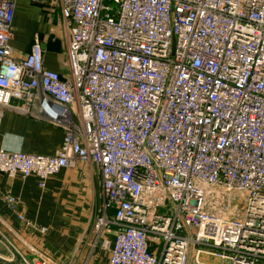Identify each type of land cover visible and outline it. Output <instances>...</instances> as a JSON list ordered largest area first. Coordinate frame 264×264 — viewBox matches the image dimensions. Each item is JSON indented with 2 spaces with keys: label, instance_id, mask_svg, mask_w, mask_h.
Here are the masks:
<instances>
[{
  "label": "built area",
  "instance_id": "obj_1",
  "mask_svg": "<svg viewBox=\"0 0 264 264\" xmlns=\"http://www.w3.org/2000/svg\"><path fill=\"white\" fill-rule=\"evenodd\" d=\"M18 1L0 0V132L4 106L38 102L64 147L0 148V173L44 188L95 165L92 250L109 264H264V0H60L67 76L39 38L15 55ZM2 199L33 225L19 197Z\"/></svg>",
  "mask_w": 264,
  "mask_h": 264
},
{
  "label": "crops",
  "instance_id": "obj_2",
  "mask_svg": "<svg viewBox=\"0 0 264 264\" xmlns=\"http://www.w3.org/2000/svg\"><path fill=\"white\" fill-rule=\"evenodd\" d=\"M35 0H19L14 20L11 44L17 57H23L36 38L42 41L47 67L69 74L64 62L65 45L54 41L47 22L38 14ZM62 47L64 54L58 53ZM12 102L3 107L0 148L26 153L56 155L64 147V128L41 113L35 103L33 111ZM101 176L95 167L80 161L75 167H65L50 177L43 188L37 176L24 178L0 173V240L7 241L9 261L17 264L19 249L27 258L38 252L55 261L83 264H109V253L101 242L92 250L95 236L91 222L100 204ZM5 192L20 198V212L33 223L25 224L2 199ZM41 227L46 230L42 231Z\"/></svg>",
  "mask_w": 264,
  "mask_h": 264
},
{
  "label": "rangeland",
  "instance_id": "obj_3",
  "mask_svg": "<svg viewBox=\"0 0 264 264\" xmlns=\"http://www.w3.org/2000/svg\"><path fill=\"white\" fill-rule=\"evenodd\" d=\"M37 3L38 14L41 15L43 22H47L50 28V35L54 37V41L61 45L66 43V30L61 13V2L60 0H35ZM42 42V41H41ZM58 53L61 56L64 54L63 48H58ZM242 199L239 196H235L232 199L233 207L241 206ZM11 254L7 241L0 240V264H14V261L8 260V255ZM18 255V254H17ZM17 264H25L18 255Z\"/></svg>",
  "mask_w": 264,
  "mask_h": 264
}]
</instances>
